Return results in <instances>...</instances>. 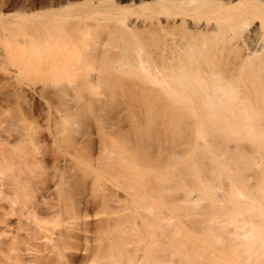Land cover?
<instances>
[{"label":"bare ground","instance_id":"obj_1","mask_svg":"<svg viewBox=\"0 0 264 264\" xmlns=\"http://www.w3.org/2000/svg\"><path fill=\"white\" fill-rule=\"evenodd\" d=\"M36 2L0 0V264H264V0Z\"/></svg>","mask_w":264,"mask_h":264},{"label":"rangeland","instance_id":"obj_2","mask_svg":"<svg viewBox=\"0 0 264 264\" xmlns=\"http://www.w3.org/2000/svg\"><path fill=\"white\" fill-rule=\"evenodd\" d=\"M35 2L37 1L38 2V4H43V5H45L46 3H47V1L48 0H34ZM36 2V3H37ZM46 124H47V121H46V119H44V118H41L40 119V121H39V125L41 126V128L46 132V130H45V128H46ZM48 171H50V170H48ZM222 189L221 190H218L217 192H218V194H221L222 193Z\"/></svg>","mask_w":264,"mask_h":264}]
</instances>
